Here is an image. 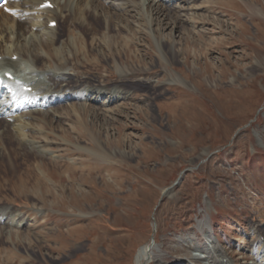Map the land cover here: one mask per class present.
Masks as SVG:
<instances>
[{
  "label": "rangeland",
  "instance_id": "obj_1",
  "mask_svg": "<svg viewBox=\"0 0 264 264\" xmlns=\"http://www.w3.org/2000/svg\"><path fill=\"white\" fill-rule=\"evenodd\" d=\"M189 2L179 23L154 16L152 32L135 9L136 25L107 44L103 20L89 18L93 49L76 48L69 71L129 97L108 114L60 107L44 160L10 142L20 157L15 168L0 158L13 181L0 202L40 226L2 244L0 264H220L224 249L237 263L223 264H252L250 226H264V0H198L197 23Z\"/></svg>",
  "mask_w": 264,
  "mask_h": 264
},
{
  "label": "bare ground",
  "instance_id": "obj_2",
  "mask_svg": "<svg viewBox=\"0 0 264 264\" xmlns=\"http://www.w3.org/2000/svg\"><path fill=\"white\" fill-rule=\"evenodd\" d=\"M189 1L191 0H11L9 8L12 15L0 18V144H2L0 158L7 161L5 166L10 165L15 168L20 157L17 150H13L10 142L18 144L24 151L29 150L39 161L52 154L47 149L49 145L46 140V125L49 119L60 117L58 110L60 107L71 105L75 110H70L80 109L83 114L90 111L108 114L114 112L115 107L129 97L127 91L116 86H98L90 80H74V74L69 71L74 50L77 48L81 52L92 48L91 42L84 41L82 37L90 30H92L91 35L97 34L89 18L90 21L93 18L103 20L102 34L106 36L104 43L107 44L108 40H112L113 35L110 36V31L113 28L122 31L121 29L131 27V23L136 25V22L131 20V14L135 9H139V12L141 9L144 12L148 10L146 22L152 32L151 22L154 16L157 18L162 16L170 23H177L189 12H184L182 5ZM196 1L198 0L189 2L190 19L195 23L197 19H203L198 10L202 7L204 10L203 5L194 4ZM207 1L212 3L214 0ZM226 1L238 2V0ZM67 9H70L69 12ZM175 9L177 12L175 11L174 15ZM114 19L121 20L118 28L111 25ZM72 20L74 23L79 21L82 27L70 24ZM53 22H57V26H53ZM169 22H166V25ZM60 24H67V35L60 34ZM174 28L178 29L180 26L176 25ZM71 31L76 33L72 34ZM79 38L83 39V44L79 43L82 42ZM156 40L158 48L163 50L162 41L157 38ZM119 74L125 76L122 71ZM175 80L183 82L180 77H175L172 81ZM5 166L0 168V189L4 178L8 183L13 184L9 172L6 174ZM15 173H17L16 169ZM164 192L170 194L168 189ZM27 217L23 210L2 205L0 202V246L12 242L14 236L20 238L24 235V231L31 227L40 226L35 225V222V224L31 223ZM250 228L254 233L250 236L249 250L254 257L252 264H264V226L252 224ZM150 252L151 246L143 245L136 255L137 263H143ZM219 252L222 257L220 264L229 261L237 263L235 257H231L226 249ZM198 259L208 260L213 264L214 257L211 260L210 257ZM155 264H164V262L158 259ZM179 264L189 263L184 261Z\"/></svg>",
  "mask_w": 264,
  "mask_h": 264
},
{
  "label": "water",
  "instance_id": "obj_3",
  "mask_svg": "<svg viewBox=\"0 0 264 264\" xmlns=\"http://www.w3.org/2000/svg\"><path fill=\"white\" fill-rule=\"evenodd\" d=\"M184 172H185V171H183L182 174H183ZM181 178H182V175L179 177L178 181H177L175 184H178V183L180 182Z\"/></svg>",
  "mask_w": 264,
  "mask_h": 264
}]
</instances>
